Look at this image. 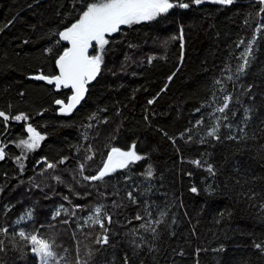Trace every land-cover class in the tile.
I'll list each match as a JSON object with an SVG mask.
<instances>
[{"label":"trees","instance_id":"trees-1","mask_svg":"<svg viewBox=\"0 0 264 264\" xmlns=\"http://www.w3.org/2000/svg\"><path fill=\"white\" fill-rule=\"evenodd\" d=\"M87 2L0 0V264H39L21 231L61 264H264V4L183 0L189 8L122 26L106 35L85 100L58 115L70 91L30 78L58 75L59 32ZM29 125L44 137L30 151L20 145ZM133 145L140 161L83 178L112 147ZM101 206L103 229L88 220ZM27 207L31 220L13 225ZM58 207L67 224L51 218Z\"/></svg>","mask_w":264,"mask_h":264},{"label":"snow or ice","instance_id":"snow-or-ice-1","mask_svg":"<svg viewBox=\"0 0 264 264\" xmlns=\"http://www.w3.org/2000/svg\"><path fill=\"white\" fill-rule=\"evenodd\" d=\"M195 5H200L205 0H191ZM210 2L220 5H230L233 0H210ZM264 4V0H260ZM189 4L183 2V0H176L175 3L172 0H91L86 3V8L79 14V18L66 27L63 31L59 32V38L61 41H66L70 47H66L62 54L55 60L56 67L59 71L58 75H36L34 79L46 81L48 84H54L57 89L68 88L72 90V95L69 97L68 103L64 104L63 101L57 100L56 103L61 105L60 111L62 113H70L77 104L84 98L87 91L86 85L94 80L98 73L101 71V65L103 63V53L105 46L109 43L106 39V35H111L120 31L121 26H131L141 22L155 20L161 14L167 13L174 7L189 8ZM264 12V9H261ZM175 39V37H173ZM183 37L181 35V41ZM243 43V41H241ZM239 46V45H238ZM183 47V44H181ZM95 48L96 54L90 55L89 49ZM250 48V46H249ZM51 51V50H50ZM250 52L246 50L241 54L244 59V63L240 65L238 71L243 72L245 66L248 64L247 57ZM183 56L181 55V59ZM151 63V58L149 59ZM174 75V74H173ZM231 79V77H229ZM172 77H169L171 80ZM219 83V81H217ZM154 101L149 100L148 103L152 104ZM228 108L226 102L223 107L218 108L217 111L223 113ZM198 111V110H197ZM248 111L247 109L245 110ZM0 117H3L5 121L9 119L3 111H0ZM16 120H26L24 115L15 116ZM247 119V116L245 117ZM218 128H213L208 132L209 136L219 138L217 136ZM27 133L29 137L27 140H21L20 145H23L27 150H34L39 147L40 141L44 137L36 131L31 125L27 127ZM231 138V137H229ZM18 145V146H20ZM4 151L0 148V159H3ZM92 157H89L91 159ZM19 160V157L17 158ZM143 157L137 154L135 145L132 148L123 151L120 148L112 147L107 154L106 160L103 161V167L98 170V174L93 176H84L85 180L95 181L103 180L106 176L116 172L120 169L127 168L130 164L140 161ZM64 161H61L63 163ZM199 166V161H195ZM23 167V165H21ZM49 168L55 167L53 164H48ZM84 166L81 165V173H83ZM207 170L209 173L213 172L211 165H208ZM148 176L152 175L151 166L147 172ZM193 192H196L195 187L192 188ZM131 197V193H129ZM65 199H68L65 197ZM79 207V206H77ZM102 206L95 209V216H89L88 220L93 224L99 225L102 229L104 224L101 220ZM56 215H60L58 211ZM141 217L137 216L136 219ZM109 223L111 217H108ZM67 221H65L66 223ZM143 227V225H141ZM107 231V229H104ZM6 231V230H5ZM154 231V229H153ZM20 237L29 240L32 245L31 251L39 258V264H60L57 259V254L53 250V246L45 239L38 238L37 235L26 236L25 232L19 233ZM108 242V237L104 236L102 240H97V243ZM261 251L260 244L256 245ZM0 251H3L2 242H0ZM79 264V260L77 261ZM124 264H128L127 258L124 260Z\"/></svg>","mask_w":264,"mask_h":264},{"label":"water","instance_id":"water-1","mask_svg":"<svg viewBox=\"0 0 264 264\" xmlns=\"http://www.w3.org/2000/svg\"><path fill=\"white\" fill-rule=\"evenodd\" d=\"M64 44H65L66 47H70V45H69L66 41L64 42ZM93 50H94V48H90V49H89V54H90V55H92ZM56 70H57V72H58V74H59V71H58L57 67H56ZM98 74H99V73H98ZM97 76H98V75H97ZM30 80H31V81H34V82H42V83H46V81L37 80V79H34V77H33V78H30ZM93 81H94V80H92L91 82H89V83L86 85V88H87V86L90 85ZM65 89H67V90L70 91V95L68 96L67 101L64 102V104H67V103H68V100H69V97L72 95V90H71V89H68V88H65ZM86 95H87V91L85 92L84 98L80 101L79 104L76 105V107H75L70 113H62V112L60 111L61 105H58L57 103H55V104H54V107L57 109V113H58V115L68 116V115H70L71 113H73V112H74V111H75V110L81 105V103L85 100ZM2 149H3V151H4V148H2ZM3 159H4V157H3ZM111 174H113V173H111ZM111 174H110V175H111ZM110 175H109V176H110ZM109 176H106L104 179L108 178ZM104 179H103V180H104ZM100 181H102V180H95V181H89V182L92 183V182H100Z\"/></svg>","mask_w":264,"mask_h":264},{"label":"rangeland","instance_id":"rangeland-1","mask_svg":"<svg viewBox=\"0 0 264 264\" xmlns=\"http://www.w3.org/2000/svg\"><path fill=\"white\" fill-rule=\"evenodd\" d=\"M205 2H210V0H205ZM127 25H123V27H126ZM122 27V26H121ZM26 149V148H25ZM25 149H22V150H24L25 151ZM27 150V149H26ZM28 151H30V150H28ZM32 209V208H31ZM60 209H61V207H58L55 211H53V216L54 217H52L51 216V218L53 219H55V218H57L58 216L56 215V213L59 211L60 212V215L63 217V220H64V223H65V221H67L65 224H67L68 222H69V219H68V215L66 214V212L65 213H62L61 211H60ZM31 212H33V210L31 211L30 210V208L29 207H27V208H25V211H24V213H21L18 217H16L15 218V220H14V222H13V225L16 223V222H22V224L25 222L24 220L25 219H23V218H28V219H26L27 221H29V220H31V218H29L30 217V215L29 214H31ZM84 223V222H83ZM21 224V225H22ZM50 232V231H49ZM45 236H48L49 234L48 233H43ZM103 239V238H102ZM67 251V250H66ZM34 256H35V254H34ZM60 264H61V262H60Z\"/></svg>","mask_w":264,"mask_h":264}]
</instances>
